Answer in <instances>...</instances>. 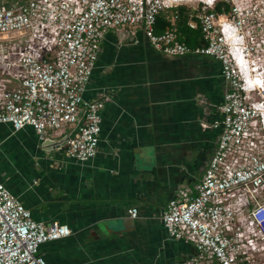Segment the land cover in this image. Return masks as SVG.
<instances>
[{
	"label": "built area",
	"instance_id": "obj_1",
	"mask_svg": "<svg viewBox=\"0 0 264 264\" xmlns=\"http://www.w3.org/2000/svg\"><path fill=\"white\" fill-rule=\"evenodd\" d=\"M178 7L201 46L178 42L174 29L154 33L155 17ZM113 29L140 30L168 56L219 62L216 146L193 194L169 200L159 220L194 249L184 264H264V0H0V125L30 127L40 141L57 134L68 158L91 160L102 102L82 95ZM69 234L33 221L0 183V264H46L39 247Z\"/></svg>",
	"mask_w": 264,
	"mask_h": 264
},
{
	"label": "crops",
	"instance_id": "obj_2",
	"mask_svg": "<svg viewBox=\"0 0 264 264\" xmlns=\"http://www.w3.org/2000/svg\"><path fill=\"white\" fill-rule=\"evenodd\" d=\"M223 90L216 60L168 56L140 30L113 29L82 95L102 102L91 160L68 158L57 134L40 141L30 127L0 125V183L33 221L70 231L39 247L45 263L184 264L194 257L159 219L169 200L191 196L201 179L219 134L209 126L219 120Z\"/></svg>",
	"mask_w": 264,
	"mask_h": 264
},
{
	"label": "trees",
	"instance_id": "obj_3",
	"mask_svg": "<svg viewBox=\"0 0 264 264\" xmlns=\"http://www.w3.org/2000/svg\"><path fill=\"white\" fill-rule=\"evenodd\" d=\"M175 17L172 22L170 20ZM187 13L182 7H178L175 10L164 11L155 17L154 31L161 33L164 30L173 28L177 35V40L189 47L201 46L203 42L200 38V43L197 39L200 37L199 30H190L186 26Z\"/></svg>",
	"mask_w": 264,
	"mask_h": 264
},
{
	"label": "rangeland",
	"instance_id": "obj_4",
	"mask_svg": "<svg viewBox=\"0 0 264 264\" xmlns=\"http://www.w3.org/2000/svg\"><path fill=\"white\" fill-rule=\"evenodd\" d=\"M102 110V107H101V109H100V111ZM100 113V112H99ZM209 160V159H208Z\"/></svg>",
	"mask_w": 264,
	"mask_h": 264
}]
</instances>
